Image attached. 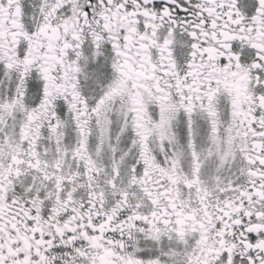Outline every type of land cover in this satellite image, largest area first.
Returning a JSON list of instances; mask_svg holds the SVG:
<instances>
[{
    "label": "snow or ice",
    "instance_id": "1",
    "mask_svg": "<svg viewBox=\"0 0 264 264\" xmlns=\"http://www.w3.org/2000/svg\"><path fill=\"white\" fill-rule=\"evenodd\" d=\"M0 264H264V0H0Z\"/></svg>",
    "mask_w": 264,
    "mask_h": 264
}]
</instances>
